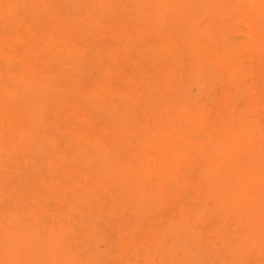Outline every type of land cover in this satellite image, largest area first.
Segmentation results:
<instances>
[{"label":"rangeland","instance_id":"1","mask_svg":"<svg viewBox=\"0 0 264 264\" xmlns=\"http://www.w3.org/2000/svg\"><path fill=\"white\" fill-rule=\"evenodd\" d=\"M55 1L64 7L63 28L32 0H13L12 14L6 12V3L0 10V264H154L156 256L134 249L142 238L156 231L172 238L174 232L196 229L201 243L197 253L217 264L216 256L225 248L210 234L215 220L207 213L190 216L186 208L168 205L185 192L191 198L182 172L192 181L219 179L220 162H228L246 139L264 157V63L249 58L251 41L238 23L240 16L216 15L217 3L208 8L206 0H91L87 11L79 9L81 0ZM95 16L112 28L106 38L85 28ZM76 17L85 30V43L93 45L91 55L95 46H103L100 58L77 51L68 60L61 52V40L72 37ZM220 19L228 21L227 26L213 24ZM207 30L214 34L205 39ZM68 32L71 35H65ZM215 39L234 50L230 74L207 56ZM237 88L241 93L233 97ZM223 109L235 126L227 138L211 136L209 126L188 115V110L219 115ZM164 127L172 140H182L181 147L165 148L174 166L170 169L178 171L165 182L169 198L163 190L140 189L147 175L135 170L141 167L143 152L164 137ZM181 154L187 162L180 161ZM226 170L232 166L226 164ZM87 178L103 182L108 192L89 191ZM194 194L210 199L213 213L223 217L238 205V200L213 189ZM169 216L176 219L174 231ZM235 242L238 253L257 259L255 234H236ZM43 250L47 256L41 255Z\"/></svg>","mask_w":264,"mask_h":264},{"label":"bare ground","instance_id":"2","mask_svg":"<svg viewBox=\"0 0 264 264\" xmlns=\"http://www.w3.org/2000/svg\"><path fill=\"white\" fill-rule=\"evenodd\" d=\"M90 1L91 0H81L79 9H82L83 11H85L88 7H90ZM171 1H174V0H166V3L170 4ZM32 2L33 3L35 2V4H37L36 7H39V4H41V7L45 8L47 12L52 13L55 16V19L57 18L58 25L60 26V28L61 27L63 28L62 24H63V21L65 20V16L63 15L64 7L61 4H57L55 0H32ZM4 3L7 4L5 6L6 12L9 13V14H12V8H13V5H14L13 0H4V2H0V10L3 9V4ZM213 3H217L218 8H219V9H217L215 11L216 15H221V14L226 13L231 18H232V16H236V17L240 16L238 18V23L243 25L244 29L246 28L248 30L247 36L249 37V39L251 41V45L250 46H251V49H252V51H251L252 53L250 54L249 58L251 59L252 62L256 61V62L264 63V0H206V4L207 5L205 3H204V5H206L208 8H211ZM109 4H110V2H109ZM164 10H165V7H164ZM75 21H76L77 25H76V27H75V29L73 31L72 37H70V39H69V38H67L65 36V35H69L70 34V32H68V33H66L64 35L65 36L64 39L61 40V44H62L61 52L63 53L64 57L67 58L68 60H72V58L74 59L72 54L73 53L75 54L77 51H80L81 53L86 54L85 57H90V56L93 55V54L91 55V51H92L91 48H92L93 45H90L89 43H88L89 44L88 45V44L85 43V35H84L85 30L83 28L82 29L79 28V26L81 25L80 18L76 17ZM89 22H90V24L87 21L86 24L88 26L86 25L87 27H85V28L87 30H89L91 28L97 34H99V35H101L102 37H105V38L109 35V32L112 29L111 26L108 25L107 21L101 23L99 21L98 17H96V16H95L94 20H89ZM227 23H228V21L225 22L223 19H220V21L214 22L213 24H218L219 26L224 28L225 26H227ZM27 28H29V27H27ZM161 29H162V27H161ZM238 29L239 28H237V30ZM213 30H214V28H213ZM174 33H175V31H174ZM178 33H180V31ZM213 34H210V31L207 30V31L204 32L203 38L207 39L206 37L208 35L212 36ZM179 36H181V35H179ZM171 37H172V35H171ZM184 37H182V38L184 39ZM235 37H238V35L235 36ZM230 39H231V37H230ZM179 40H178V42H179ZM190 41H191V39H190ZM183 42H184V40H183ZM214 43H215V46H214ZM205 44H207V43L205 42ZM199 45H201V44H199ZM212 46L213 47H210V49H211L210 52L211 53L209 55H207V56H209L210 59L213 62L217 63L220 66V69H221L222 72H224V73L228 72L230 74V71L228 69H229V64L231 62L230 60L231 59L233 60V58L235 56L234 50L232 48H230V47H226L225 44L221 43L220 41H218L216 39H215V42H213ZM228 46H229V44H228ZM170 47H171V45H170ZM205 47H206V45H205ZM239 47H241V46H239ZM199 48H201V46ZM94 49H95L94 51H95L96 55L94 54V56H92V57L93 58H97V59L100 58V55L103 54V51H105L103 46H101V45L95 46ZM175 49L177 50V48H175ZM204 49H206V48H204ZM210 49L208 48V50H210ZM243 50H244V48H243ZM208 53H209V51H208ZM201 54H202V52H201ZM203 54H204V52H203ZM196 55H199L198 57H200V51H197ZM205 55L206 54H204V56ZM189 57H190V55L188 56V58ZM202 58H203V56H202ZM200 60H202V59H200ZM185 62H186V60H185ZM193 65H195V64H193ZM196 65L198 66V64H196ZM210 69H212V68L210 67ZM207 70H209V69H207ZM202 73L203 72H200V74H202ZM164 75H166V73H164ZM216 75L217 74H215V77H216ZM242 75L243 74H241V76ZM111 76H113V75H111ZM200 76H202V75H200ZM234 76L236 77L237 75L234 74ZM177 78H178V76H177ZM92 79H89V80H92ZM76 80H77V78H76ZM78 81H80V80H78ZM171 81L174 82V80H171ZM81 83H83V82H81ZM247 83H249V82H247ZM173 85L175 86V84H173ZM180 85H181V83H180ZM235 85L236 84H234V87H235ZM88 86H90V85H88ZM117 87H118V85H117ZM243 87H244V85H243ZM231 88H233V86ZM245 88H246V85H245ZM254 90H256V89H254ZM237 91L240 92V90H238V88H237L236 93H234L232 95L233 97H235L237 94H239ZM243 91H245V90H243ZM218 93H220V92H218ZM228 94H229V92H228ZM240 95H242V94H240ZM227 96H230V94L226 95V97ZM245 97H246V95H245ZM215 98H217V97H215ZM246 99H248V98H246ZM185 100H187V99H185ZM247 101H246V103H247ZM236 102L237 101L235 99V103ZM236 106H237V104H236ZM239 107L240 108L237 109V110L241 109V106H239ZM253 107H255V106H253ZM179 108H181V107H179ZM181 109H182L181 111L185 110L183 108H181ZM237 110L234 107L232 109V112H236ZM243 110L244 109H242V112H243ZM18 111L20 113V109ZM80 111H81V109L78 112H80ZM188 112H189L188 115H191L190 117L194 120L195 123H197L199 125H202L203 127L205 125L210 127L211 136H219L220 135V136H223L224 138H227V136H228V134L230 132V128L231 127H233V128L235 127V126H233L234 125V120H228L225 117L224 109L220 112L219 115H215L214 114L212 116L210 114L206 115L204 112H192V111H189V110H188ZM178 114H180V113H178ZM241 114L242 113L238 112V115H241ZM253 114L254 113H252V115ZM163 116H165V114H163ZM165 117H167V116H165ZM48 118H50V117L48 116ZM174 118H175V115H174L173 119ZM168 119H169V117H168ZM236 120H238V119H236ZM242 120H244V119L242 118ZM247 121L248 120H244V122H247ZM244 122H242V123H244ZM22 123H23V121H22ZM242 123H240V124H242ZM172 124H174V123H172ZM244 124H246V123H244ZM68 125H70V124H68ZM163 126L164 125H162V123H160L159 127L163 128ZM185 126H187V125H185ZM248 126H250L249 123L246 124V128ZM151 127H153V126H151ZM38 129L40 130V128H38ZM95 129H96V127L94 126V130ZM79 130H80V128H79ZM234 130H235V128H234ZM161 132L164 135V137L162 139L160 137H158L161 140L159 142H157L156 145H154V147L152 145L153 150L149 149L148 152H143V154H144L143 157H141V156L139 157L140 158L139 159V165L141 167L140 168H136L135 170L138 173H142L144 175H147V177L143 180V182H141L143 188H140V189H145L146 190L147 188H151L152 187V188H154L156 190H163L165 192V194L167 195V197L169 198L170 194L168 193V190H167L168 189L167 188L168 184L166 185L165 182H166L168 176H169V178H170V176H172V177L176 176L178 171H174V170L170 169L171 167H174V166L170 164V161H169L170 160V155H169L167 149L165 150V148L168 147V146H171V147L173 146L175 148H177V146L181 147L182 146L181 145L182 144L181 143L182 140L181 139L172 140L171 137H170L171 135L169 134L170 133V129H168V128L166 130V128L164 127V129L161 130ZM32 133H34V132H32ZM61 135H62V133H61ZM27 136H29V134ZM177 136H180V135L177 134ZM247 138H249V137H247ZM263 138H264V136H263ZM139 139H141V138H139ZM188 139H190V138H188ZM62 140L64 141V139H62ZM262 140H264V139H262ZM143 142H144V140H143ZM186 142H187V140H186ZM212 143L214 144V142H212ZM147 145H149V144H147ZM261 146H263V145H261ZM185 148L186 147L183 148V151H185ZM198 149L200 151V155L204 154V150L202 149V146H198ZM154 151L157 152L156 155L154 154L155 153ZM173 151H175V150H173ZM174 153H177V152H174ZM183 153L185 154V152H183ZM185 155L181 154V159H180L181 162H187L188 158ZM129 162L133 163L134 160H129ZM137 163H138V161H137ZM220 163L221 164H220V166L218 168V171L220 172L221 175L219 176V179H217V178H208L207 180L194 179L192 181V180L188 179V177L182 172L183 175H181V178L184 181L186 187L190 189L189 193L192 194L191 198H189L187 196L188 192H185V193H183L181 195L180 199H177V200H174L173 202H171L168 205V209H172V206H176V207H179V208H186V211H187V213L190 216H195L196 212L200 211L201 214L202 213L203 214L207 213L212 219L215 220L216 226L214 228L210 229L211 230L210 234H212L213 237H215V239H218V244L220 245V247H224L225 248L224 249L225 253L221 252V254H218L216 256L217 264H264V229H262V227H261V225L264 224V157L262 155H260L259 149L256 146H254L253 144L248 143V141L246 139L244 145L241 146L236 151V154L234 156H232L231 158H228V162H226V163L220 162ZM226 164H229V165L232 166V170L229 172L230 174L226 170ZM192 175H194V174H192ZM255 178L258 179V182L257 181L254 182ZM84 184L86 185V188H88L89 191L93 190V191H95L97 193L101 192L102 194H104L103 192H108L107 188L103 186V184H104L103 182H100V183L97 184L94 181L91 182V180L89 178H87ZM210 189H213V191L216 192L217 194H219L220 196H227L229 198H232L233 200H238V205H236V210L233 211L231 214L228 213L224 217L222 216L223 213H221V212L217 211V212L213 213L212 208H211L212 207L211 200L208 199V200L204 201L203 198H201V197L199 198V196L197 194H194L195 191L196 192H204V191L210 190ZM108 198L111 200V198L109 196H108ZM217 198L218 197H214L213 196V199L215 201L217 200ZM251 198H254V199H252V201L250 203L249 200ZM235 203H237V202H235ZM48 211H49V209H48ZM35 219H36V217H35ZM127 219L131 220V215ZM169 222H170V225H172V227L170 229L172 231H174V229L177 226L176 219H174L172 216L171 217L169 216ZM128 227L129 226H126L125 230H126V234H128L127 236L129 238V243L134 244L136 242L135 238H130L131 232L128 229ZM73 231H75V230L73 229ZM240 233L241 234H255L256 235V237H257V245H256L255 254L257 256V259L253 260L251 256H247V255H245V253H243V254L242 253H238V248H237V243L235 242V237H236V234H240ZM76 234H77V232H76ZM141 234H143V233L141 232ZM197 234H198V229H196L195 232H192V233H189V234H182V233H178L177 234V233L174 232L172 234V238H171L169 236V234H159V232L156 231L153 234H149L148 239H143L142 238L143 241L140 242L139 244L137 243L136 246H134V249L136 248L135 251H140V255H144V250L147 251L148 253H152V255L154 257L156 256V259H158L154 264H209L206 260H204L197 253V249L201 247V246H199L201 244L199 242L200 238L197 236ZM66 243H68V242L66 241ZM228 245H230V247H228ZM144 247L146 249H144ZM41 255L47 256V252L46 251L44 252V250H43ZM147 263H151V262H147ZM46 264H47V262H46Z\"/></svg>","mask_w":264,"mask_h":264}]
</instances>
